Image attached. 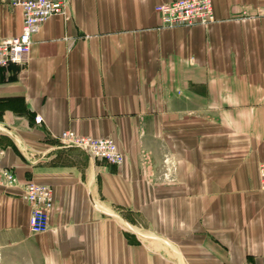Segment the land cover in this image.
Instances as JSON below:
<instances>
[{
  "label": "crops",
  "instance_id": "1",
  "mask_svg": "<svg viewBox=\"0 0 264 264\" xmlns=\"http://www.w3.org/2000/svg\"><path fill=\"white\" fill-rule=\"evenodd\" d=\"M171 1L71 0L0 67V169L17 177L0 180V264H264V0L164 27ZM23 23L0 0V37ZM65 130L114 137L124 164ZM29 181L53 189L44 233Z\"/></svg>",
  "mask_w": 264,
  "mask_h": 264
},
{
  "label": "built area",
  "instance_id": "2",
  "mask_svg": "<svg viewBox=\"0 0 264 264\" xmlns=\"http://www.w3.org/2000/svg\"><path fill=\"white\" fill-rule=\"evenodd\" d=\"M22 8L24 23L19 35L12 38L0 37V67L23 65L37 34L45 22L52 16L64 14L71 0H3ZM164 27L208 26L216 21L213 0H172L155 7ZM42 121L41 116L36 117ZM65 147H78L96 159H102L113 165H122L125 154L112 136L96 137L82 135L73 130H65L58 136ZM0 148V157L4 155ZM261 185L264 188V162L260 165ZM0 180L7 184L17 182L15 173L9 168L0 169ZM24 197L31 206L30 230L44 233L50 227L51 212L54 207V193L51 186L35 181L27 182Z\"/></svg>",
  "mask_w": 264,
  "mask_h": 264
}]
</instances>
